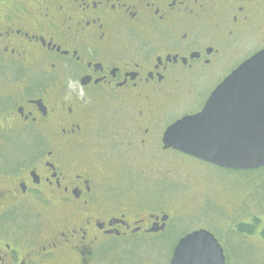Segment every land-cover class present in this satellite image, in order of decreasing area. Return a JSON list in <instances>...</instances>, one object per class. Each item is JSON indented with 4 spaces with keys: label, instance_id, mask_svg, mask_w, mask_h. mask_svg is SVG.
I'll list each match as a JSON object with an SVG mask.
<instances>
[{
    "label": "flooded vegetation",
    "instance_id": "af4514ba",
    "mask_svg": "<svg viewBox=\"0 0 264 264\" xmlns=\"http://www.w3.org/2000/svg\"><path fill=\"white\" fill-rule=\"evenodd\" d=\"M263 51L264 0H0V264H118L109 243L164 235L197 200L243 211L189 175L183 203L156 201L172 171L149 163L214 166L164 135Z\"/></svg>",
    "mask_w": 264,
    "mask_h": 264
},
{
    "label": "water",
    "instance_id": "95a60500",
    "mask_svg": "<svg viewBox=\"0 0 264 264\" xmlns=\"http://www.w3.org/2000/svg\"><path fill=\"white\" fill-rule=\"evenodd\" d=\"M165 148L222 169L264 167V51L236 70L200 114L185 117L165 133ZM171 264H226L214 235L195 231L177 245Z\"/></svg>",
    "mask_w": 264,
    "mask_h": 264
},
{
    "label": "rangeland",
    "instance_id": "374dc122",
    "mask_svg": "<svg viewBox=\"0 0 264 264\" xmlns=\"http://www.w3.org/2000/svg\"><path fill=\"white\" fill-rule=\"evenodd\" d=\"M175 115L177 113H169L167 119ZM170 155L172 156L169 159H164L165 155H162V159H158L155 155L157 159L149 163L154 168L161 165L172 171L171 190L168 191L158 186L156 195L159 196L155 197L156 201L160 202L161 199L166 200L168 197V200L176 206L183 203V186L180 182L189 175L190 179L204 180L209 189H212L209 185H213L224 201H229L231 198L229 201L231 202L232 198L236 197L237 204L240 201L243 202L244 210L232 212L227 208H215L212 205L201 209L197 207L201 200H197L195 206L190 205V208L173 215L171 224L174 223V228L172 225L170 231L164 235L156 236L149 241L132 238L123 240L122 243L116 241L109 243V245L119 244L116 262L118 264L127 262H130L127 264H170L178 239L199 229L201 225H206V228L215 234L229 256L228 264H264V238L260 235L261 230H264V168L253 171H233L205 165V163L194 166L190 160L178 161L176 157L179 155L176 153H170ZM123 161L128 162L125 163L127 167L124 168L139 169L135 167L137 164H133L130 157L123 158L119 163L120 167ZM180 167L184 170L179 169ZM131 172L132 170L127 171L128 174ZM189 185L194 187L190 182ZM163 194L166 195L163 196ZM239 220H244L246 223L254 220L256 233L244 235L235 231L236 228L233 229L232 225L234 226Z\"/></svg>",
    "mask_w": 264,
    "mask_h": 264
},
{
    "label": "trees",
    "instance_id": "16d2710c",
    "mask_svg": "<svg viewBox=\"0 0 264 264\" xmlns=\"http://www.w3.org/2000/svg\"><path fill=\"white\" fill-rule=\"evenodd\" d=\"M257 224H258V221H257ZM244 227H245V226L241 227V230H240L241 232H242V231H243V232H247V234H253V233H255L256 226H253L252 228H250V227H245V229H244ZM261 235H262V237L264 238V230H262Z\"/></svg>",
    "mask_w": 264,
    "mask_h": 264
}]
</instances>
